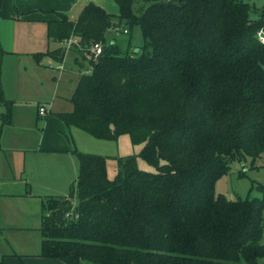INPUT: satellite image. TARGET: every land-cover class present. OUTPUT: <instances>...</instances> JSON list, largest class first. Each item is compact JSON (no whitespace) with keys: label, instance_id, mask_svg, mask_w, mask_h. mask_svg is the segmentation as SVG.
I'll return each instance as SVG.
<instances>
[{"label":"trees","instance_id":"obj_1","mask_svg":"<svg viewBox=\"0 0 264 264\" xmlns=\"http://www.w3.org/2000/svg\"><path fill=\"white\" fill-rule=\"evenodd\" d=\"M113 2L116 16L88 3L74 21L57 13L45 21L47 39L75 38L89 66L70 97L72 111L56 118L97 140L127 135L143 147L117 160L112 180L105 157L73 151L78 176L66 196L42 207L39 256L63 264H258L264 185L252 188L259 197L236 201L215 195L214 185L233 161L249 158L254 167L264 154V44L255 36L264 7ZM122 22L141 32L137 53L106 40ZM93 44L102 47L96 57ZM65 53L59 47L33 56L60 64ZM0 104L7 107L2 127L11 125L1 65ZM137 157L155 172L139 170Z\"/></svg>","mask_w":264,"mask_h":264},{"label":"rangeland","instance_id":"obj_2","mask_svg":"<svg viewBox=\"0 0 264 264\" xmlns=\"http://www.w3.org/2000/svg\"><path fill=\"white\" fill-rule=\"evenodd\" d=\"M243 1L253 4L258 9L264 7V0ZM100 2L108 13L113 12L115 16L118 15V7L113 0ZM81 3L85 2L81 0ZM74 14L71 16L73 17ZM53 18L55 19V16ZM113 22L118 24L116 18L113 19ZM119 27V34L112 29L108 30L106 39L108 42L115 41L121 50H126L130 46L129 50L134 53V50L143 43L139 28H130L124 22ZM124 30L129 33L123 35L121 32ZM75 40L73 39V41ZM62 47L66 49L67 53L71 49V47L67 48L66 43H62ZM84 72L82 74H85ZM46 77V75H42V78ZM49 79L46 78L44 81V91L42 92L40 91L42 87L38 83L39 77L30 73L29 75L20 76L18 89L14 86L10 87L8 95L5 93L2 84L4 96L8 101L11 100L13 108V123L4 128L0 140L2 145L12 147L21 138L25 139L26 136H29V144L34 146L38 144L42 133V123L45 120H42L43 118L38 114V106L44 107L40 105L54 102V100L49 99L48 90L50 85L52 86ZM10 96H12L11 99H9ZM61 106L68 107L70 105L63 101ZM4 110L0 108V114ZM1 129L2 125L0 124V131ZM71 136L78 152L102 156L107 159L106 172L109 180L114 179L118 174V159L138 156L143 147L142 144H131L127 135L109 142L97 140L75 129L71 132ZM24 158L18 153H13V155H2L0 161V178L2 179L0 192L11 193L15 196L0 199V262L2 261L3 264H47L48 262H45L46 260L39 256L42 241L39 232L42 207L46 205L49 198H57L68 194L69 184L76 181L78 176V162L76 157H72L58 163L54 161L52 156L40 155L33 156L32 160L25 158L24 163ZM251 163L249 158H246L245 162L242 163L238 160L233 161L226 174L215 182V195H221L228 201L259 197V193L252 188L257 184L264 185V154L255 161L254 167ZM24 164H27V166L30 164L34 172L38 170V174H41L38 178H29L28 186L20 182V179L17 176L14 177L12 173L14 171V174H17V170L23 168ZM136 166L144 172H155L153 167L138 157L136 158ZM63 170L64 179L57 183L53 181L52 177L56 176V172H63ZM30 172L28 169L27 173ZM26 190L39 198H28ZM80 264L89 263L83 261ZM258 264H264V257L258 260Z\"/></svg>","mask_w":264,"mask_h":264},{"label":"crops","instance_id":"obj_3","mask_svg":"<svg viewBox=\"0 0 264 264\" xmlns=\"http://www.w3.org/2000/svg\"><path fill=\"white\" fill-rule=\"evenodd\" d=\"M83 1L85 3L82 4L81 0H2L0 7V65L1 84L4 86L5 93L8 95L10 87L14 86L17 88L19 86L20 76L29 75L30 73L39 77L38 83L42 87L41 92L44 91V81L46 78H50L49 82H52V86L50 85L48 93L50 95L49 99L54 100V102L40 105L45 107L47 113L45 117H41L43 118L42 120H45L42 123V133L38 144L35 146L29 144V136H26L25 139L21 138L12 147L0 143V161L2 155H13V153H18L29 160H32L33 156H52L54 161L58 163L62 160L75 157L73 151L76 148L71 136V132L75 128L66 126L56 118V114L72 111L73 107L69 102L70 97L82 72H89V66L86 60L75 52L76 47L69 49V57L68 53H65L63 62L60 64L43 55L37 61L33 55L38 53L45 54L48 51L62 47V44L53 43L47 39L45 21L54 19L53 16L56 13L63 14L69 20L74 21L86 4L92 3L103 8L100 1L105 0ZM72 14H74L73 17L71 16ZM111 15L115 16L113 12H111ZM42 75H46L47 77L42 78ZM11 98L12 96L9 99ZM63 101L67 102L70 106L62 107ZM2 106L0 104V108L4 110L5 107ZM5 113L6 108L0 114L1 125V115ZM6 127H2L1 129L0 140ZM28 169L31 171L30 173H27ZM12 173L14 177L17 176L20 179L19 181L23 182L26 186L29 185V178H38L41 175L38 174V170L34 172L30 164L28 166L24 164L23 168L17 170V174H14V171ZM63 173L64 170L63 172L57 171L56 176L52 177V180L56 183L61 182L64 179ZM1 181L2 179L0 178V186ZM5 193L0 192V199L15 197L11 193ZM26 194L28 198H39L38 196H33L28 190H26ZM44 260L48 262L47 264H63L55 259L44 258Z\"/></svg>","mask_w":264,"mask_h":264},{"label":"built area","instance_id":"obj_4","mask_svg":"<svg viewBox=\"0 0 264 264\" xmlns=\"http://www.w3.org/2000/svg\"><path fill=\"white\" fill-rule=\"evenodd\" d=\"M116 33H118V29L114 30ZM124 34H126V30L122 31ZM119 34V33H118ZM256 39L260 44H264V26H262L261 28H259L256 33H255ZM73 39L75 38H70L67 41H64L63 43L67 44V48L69 49V47H79L77 40L73 41ZM89 52L94 55V57L100 55L102 47L100 44H93L89 47ZM46 109L44 107H39L38 108V114L40 115V117H45L46 116ZM66 217H69V214L66 215Z\"/></svg>","mask_w":264,"mask_h":264},{"label":"water","instance_id":"obj_5","mask_svg":"<svg viewBox=\"0 0 264 264\" xmlns=\"http://www.w3.org/2000/svg\"><path fill=\"white\" fill-rule=\"evenodd\" d=\"M137 52H138V49H135V50H134V53H137Z\"/></svg>","mask_w":264,"mask_h":264}]
</instances>
